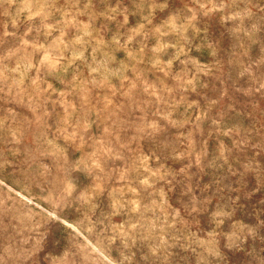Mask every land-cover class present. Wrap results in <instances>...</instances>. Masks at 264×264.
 <instances>
[{
  "label": "rangeland",
  "instance_id": "374dc122",
  "mask_svg": "<svg viewBox=\"0 0 264 264\" xmlns=\"http://www.w3.org/2000/svg\"><path fill=\"white\" fill-rule=\"evenodd\" d=\"M0 264H264V0H0Z\"/></svg>",
  "mask_w": 264,
  "mask_h": 264
}]
</instances>
